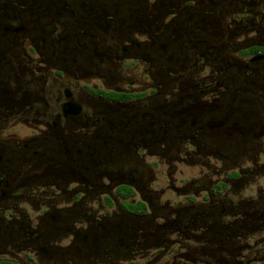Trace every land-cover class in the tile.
Instances as JSON below:
<instances>
[{"label": "flooded vegetation", "instance_id": "obj_1", "mask_svg": "<svg viewBox=\"0 0 264 264\" xmlns=\"http://www.w3.org/2000/svg\"><path fill=\"white\" fill-rule=\"evenodd\" d=\"M0 264H264V0H0Z\"/></svg>", "mask_w": 264, "mask_h": 264}]
</instances>
